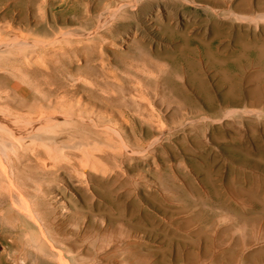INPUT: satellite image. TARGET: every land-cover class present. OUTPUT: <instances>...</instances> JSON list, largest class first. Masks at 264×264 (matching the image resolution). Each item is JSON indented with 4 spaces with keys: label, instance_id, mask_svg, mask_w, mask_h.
<instances>
[{
    "label": "rangeland",
    "instance_id": "374dc122",
    "mask_svg": "<svg viewBox=\"0 0 264 264\" xmlns=\"http://www.w3.org/2000/svg\"><path fill=\"white\" fill-rule=\"evenodd\" d=\"M191 1L0 0V42L18 41L15 54L35 56L12 68L0 59L9 65L0 68V111L60 113L56 142L100 145L68 149L63 166L64 157L61 165L18 150L4 157L3 179L24 192L18 205L27 211L31 203L36 216L47 202L45 232L32 222L29 232L57 257L29 256L28 264H62L59 251L72 263L76 244L95 264H186L190 245L206 244L196 237L202 224H186L202 200L215 204L210 245L232 230L222 248L231 259L216 252L220 262L199 264H264V216L232 225L255 213L243 194L260 191L261 199L264 191V0ZM88 158L100 159L92 167ZM11 201L0 197V254L16 232L11 218H23L8 210ZM49 231L62 243L47 240Z\"/></svg>",
    "mask_w": 264,
    "mask_h": 264
},
{
    "label": "bare ground",
    "instance_id": "6f19581e",
    "mask_svg": "<svg viewBox=\"0 0 264 264\" xmlns=\"http://www.w3.org/2000/svg\"><path fill=\"white\" fill-rule=\"evenodd\" d=\"M114 1V0H113ZM129 1V0H128ZM140 2L142 1V5H144L145 4V2H146V0H139ZM191 1V0H190ZM204 1H206V0H204ZM150 2H152V0H147V3L150 5ZM78 3V2H77ZM191 3H193L192 1H191ZM139 5V4H138ZM137 6V5H136ZM153 6V5H152ZM75 7V6H74ZM120 8V7H119ZM150 8V7H149ZM71 9V8H70ZM116 9V8H115ZM121 9V8H120ZM119 10V9H118ZM117 10V11H118ZM75 13H77V12H75ZM74 13V14H75ZM76 16H78V14H76ZM79 17V16H78ZM264 19V18H263ZM1 40V39H0ZM52 43H49V44H47V43H45V47L47 48V46H49V45H51ZM65 44H67V43H65ZM44 46V45H43ZM21 47V44L18 42V41H12L10 44H8V42H0V59L4 62V63H9L10 64V66H11V68H12V66H14V67H16L17 65H18V63L19 62H22L21 60H24L25 62L27 61L28 63H26L27 65H29V63H31L32 62V64L33 63H35V56L34 55H24L22 58L20 57V54L18 55L17 53L15 54V51H17L19 48ZM63 47V46H62ZM54 48V47H53ZM48 49V48H47ZM61 50V49H60ZM44 51H46V50H44ZM48 53V52H47ZM15 55H17V56H19V57H16ZM45 55H46V53H45ZM15 56V57H14ZM43 56H41V58H42ZM40 58V57H39ZM50 58V57H49ZM39 60V59H38ZM44 60V59H43ZM42 60V61H43ZM40 61H41V59H40ZM9 65H7V64H0V68H4V70H8L9 68ZM30 67V66H29ZM1 70V69H0ZM3 70V69H2ZM12 71V70H11ZM62 90V89H61ZM52 91V90H51ZM67 91V90H66ZM57 92V91H56ZM61 92V91H60ZM63 93H65V92H63ZM67 93V92H66ZM137 95V94H136ZM49 96V95H48ZM59 96V95H58ZM51 97H53V96H51ZM63 98H64V95H63ZM58 99V98H57ZM60 99H62V98H59V101H60ZM56 102V97L55 98H52V99H50L49 100V102H50V105L53 103V102ZM58 101V100H57ZM64 102L66 101V100H63ZM63 101H60V103L61 102H63ZM46 102H48V100L46 101ZM52 102V103H51ZM54 102V103H55ZM53 103V104H54ZM58 103V102H57ZM47 105H49L48 103H47ZM49 105V106H50ZM56 105V104H55ZM58 105V104H57ZM56 105V106H57ZM59 106V105H58ZM56 107V108H59V107ZM6 107V106H5ZM4 107V108H5ZM54 107V106H53ZM66 107H67V105H66ZM34 108V107H33ZM33 108H31V109H26L25 111H27V114L25 113V111L24 112H20V111H17L18 113H16L17 115V117L16 118H13L14 116H10V114L8 113V111L6 110V108L4 109V111L3 110H1L0 111V197L1 198H3V199H9V200H12L11 202H12V204H11V206H10V208L8 209V210H10V212L13 214V212L12 211H15L17 214H18V212H19V214H22L23 215V218H22V216H20V215H17V216H14L13 218H11L12 220H10L11 222L9 223L10 225H12L11 227L12 228H14L15 229V231L16 232H14V233H11V234H7L6 236H5V238L6 239H10V244H9V246H8V251H4L5 253V255L4 254H0V259L3 261L2 262V264L4 263V264H28L27 262H28V258H29V256L32 258H34V259H36V260H39V259H41L42 258V256L44 257V258H46L47 260H50V261H53L55 258H54V256H52L51 257V255H50V252H49V250L47 249V246H46V244H45V242H44V239H43V236H42V233H41V236L42 237H40L39 235L40 234H37L38 232H36V234L34 233V232H29V229H30V227L32 226V223H35V225L37 226V227H41V228H43V231H44V226H46V223H45V221H44V219L42 218V214H41V211H43L44 213H45V208H46V204H47V202L45 201L46 199H47V197L45 196V195H47L48 193H43L44 194V198L43 199H45L44 201H45V203H43V205H42V208H40L39 210V213H37L36 214V216L34 215V212L36 211L35 210V208H33V206L31 205V203L29 204L30 206H29V209L26 211L25 210V208L24 207H22L21 205H18L20 202H21V204H23L22 202V197L24 196V192H23V190H22V188L18 185V184H16L14 181H12V180H10V181H12V182H10L8 179L7 180H5V179H3V177L5 176H3V174L5 173V174H7L6 172H4L3 170H4V168H6V167H3V159L5 160V158L4 157H6V156H9V154L8 153H11L10 151H13V153H14V150H18V152L20 151L21 153H24V155H27L28 153H30V155H32V156H34V159H37V160H41V159H43V158H49V159H53V161L55 160V162H57L58 161V163H60L59 161H61L62 160V158L63 159H65V160H62V162H63V164L62 163H60V165L62 164V166L64 165V162L66 161L67 162V160H66V158H68V156H66V154H65V152L67 153V152H69L70 150H68V149H71V150H80V148H81V150H82V147L83 148H85V147H92L93 145H95L96 143H97V145H96V147H98L99 148V144H98V142H96L97 140V138L95 139V141L93 140V136L92 137H90V138H92V139H88L87 137H86V141L88 142V140H89V142H91V141H94L93 142V144H91V146H90V144L88 145L87 143H82V142H85L83 139H84V137L81 139H79L78 141H77V139H75V140H73V141H77L76 143H77V145H76V143H73V141H72V138H71V141H67V139H68V136H67V138H66V140L64 139V141L66 142H72L73 144H64V141H62L63 140V138L60 140V141H58V138L56 137V139H57V142L53 139L54 137H52L53 135H55V133H57V134H62L63 132H59V131H57L58 129H56V126H55V128L53 129V131L55 132V129H56V131L57 132H55V133H53V131L51 130L52 128H51V126L52 125H54L55 123L57 124V120L58 119H56V118H58L57 116H59V114L58 115H56L55 113H54V115L53 114H51V117H47L44 113V115H42L41 114V112H39V117H38V112H37V114H34V110H33ZM55 108V107H54ZM42 108H40L39 110H41ZM9 111H12V110H10V109H8ZM20 110H21V108H20ZM45 110V109H44ZM16 111V110H15ZM42 111H43V109H42ZM12 112H14V110L12 111ZM9 114V115H8ZM15 114V113H14ZM21 114V115H20ZM66 114V113H65ZM50 115V114H49ZM56 115V116H55ZM69 115V113H67V116ZM56 118H55V117ZM66 116V117H67ZM70 116V115H69ZM61 117V116H60ZM74 117H75V115H74ZM61 118H63V116L61 117ZM82 118V117H81ZM67 119V118H66ZM70 120H72V121H74L73 119H71V118H69ZM69 119H67V120H69ZM59 121V120H58ZM61 122V121H60ZM60 122H58V123H60ZM67 122H71V121H67ZM63 124L62 125H65L64 124V122H62ZM55 124V125H56ZM59 126L61 125V123L60 124H58ZM57 125V126H58ZM62 125L60 126L61 128H64V126L62 127ZM98 125V124H97ZM66 129V128H65ZM66 132V130H64V133ZM56 134V135H57ZM99 134V133H98ZM59 136H62V135H59ZM90 136V135H89ZM66 137V136H65ZM64 137V138H65ZM78 138V137H77ZM70 139V138H69ZM80 140H83V141H80ZM104 140V139H103ZM109 141V140H108ZM111 141V140H110ZM60 142H62L63 144H61ZM88 142V143H89ZM99 142H101L102 143V140L100 141L99 140ZM108 143V142H107ZM111 143V142H110ZM106 142H105V140H104V144H103V147H106V148H103L102 146H101V149L103 148V149H106V150H111V146L109 145V144H106ZM63 145V146H62ZM74 145V146H73ZM99 145V146H98ZM114 145V144H113ZM66 146V148H64ZM94 147V146H93ZM108 147V148H107ZM110 147V148H109ZM87 148H85V150L84 151H87L86 149ZM95 148V147H94ZM96 149V148H95ZM100 149V148H99ZM82 150V152H84ZM90 150H92V149H90L89 148V152H92V151H90ZM97 151H98V149H96ZM108 150V151H109ZM127 151V150H126ZM19 152V153H20ZM80 152V151H79ZM94 152V151H93ZM92 152V153H93ZM96 152V151H95ZM103 152H105V151H103ZM111 152H112V150H111ZM70 153V152H69ZM81 153V152H80ZM100 153V152H99ZM72 154V153H71ZM70 154V155H71ZM86 154V153H85ZM88 154H91V153H88ZM94 154V153H93ZM92 154V155H93ZM96 155H98V153H95ZM108 154V153H107ZM78 155V154H77ZM92 155H90V158H92V157H94V156H92ZM100 155H103L102 153L100 154ZM92 156V157H91ZM11 157V156H10ZM16 157H19V155H18V153L16 154ZM87 157V156H86ZM8 158V157H7ZM69 158H71V157H69ZM68 158V159H69ZM90 158H88V160L90 161L91 159ZM31 159V158H30ZM74 159V158H73ZM94 159V158H93ZM92 159V160H93ZM100 159V158H99ZM99 159H97V160H99ZM7 160V159H6ZM5 160V161H6ZM9 160L11 161V159L9 158ZM87 160V159H86ZM86 161V163L87 164H89V161ZM91 160V161H92ZM97 160H95V161H92V163L93 164H96L97 162ZM8 161V160H7ZM31 162L30 163H32V161L33 160H30ZM69 161H70V159H69ZM91 161H90V165H92V167H94V165L93 164H91ZM12 162V161H11ZM40 162H42V161H40ZM71 162V161H70ZM74 162V161H73ZM95 162V163H94ZM50 163V162H49ZM57 163V164H58ZM67 163H69V162H67ZM43 164L47 167V165H49L48 163H46V162H43ZM70 164V163H69ZM66 165V164H65ZM56 166V165H55ZM58 166V165H57ZM56 166V167H57ZM45 167V168H46ZM85 167V166H84ZM91 167V166H90ZM58 168H60V167H58ZM9 171V170H8ZM12 171V170H11ZM9 173V172H8ZM81 175H82V173H81ZM9 176V175H8ZM80 176V175H79ZM16 178L15 179H18V178H20V176L19 175H17V176H15ZM4 178H6V176L4 177ZM10 179V178H9ZM14 180V179H13ZM6 181H8L7 183H6ZM18 181V180H17ZM16 181V182H17ZM18 183V182H17ZM12 185L11 187H10V185ZM215 187H213V189H214ZM42 189V188H41ZM40 189V190H41ZM215 191V190H214ZM251 191V190H250ZM250 191H248V192H246V193H249ZM253 192V191H252ZM260 191H255V192H253V193H251L250 192V195L247 197V196H245L244 194H243V200H245L244 202H246V201H251V202H253V203H255V205H256V210H255V213H252L251 215H250V218L249 219H247V218H245V217H243V216H238V218L236 219L237 221L235 222H233V228H234V226H236V225H238L239 227H241V228H245V227H247L248 225H252V226H254V225H256V224H258V223H260L261 222V220H262V218H263V216H264V191H263V193H262V197H261V199H258L257 198V194L259 193ZM23 194V195H22ZM215 194H216V192H215ZM214 194V195H215ZM18 195H21V196H19L18 197ZM213 195V194H212ZM43 196V195H42ZM13 198L15 199V200H13ZM213 198V197H212ZM219 198V197H218ZM221 200V199H220ZM226 200V199H225ZM224 200V201H225ZM20 201V202H19ZM225 203V202H224ZM26 204V203H25ZM204 204H206V207L204 206ZM245 204V203H244ZM243 204V205H244ZM25 206H28V205H25ZM213 206L215 207V204L214 203H211V202H204L203 200H202V202H199V209L196 211V213L192 216V217H190L189 219H187V221H186V224H202V226H199L200 228H199V231L196 233V237L198 236V235H200L201 233L202 234H204V237H206V244H205V246L204 247H202V248H198L197 249V245H196V243L194 244V245H190V247L188 248V250L186 251V253H185V255H186V264H199L201 261H204V259H208V258H210V261L211 262H220V260H221V258L220 257H218L219 255H216L215 253L216 252H218V254H222V255H224V254H226L227 256L225 257V259H228V260H230L231 259V256H230V254L231 253H229V254H227L226 253V251H224V249H222L223 248V244L225 243L224 241H225V238H226V234L229 232V231H232V230H226V231H224V233L225 234H219L218 235V237L216 236V240L214 241V243L212 244V245H210V242H211V240H212V238L213 237H210V231H208V229L207 228H210V227H213L214 226V224L216 223V220H215V217L212 215V211H213ZM221 206V205H220ZM228 206V205H227ZM50 207V206H49ZM64 209V211L63 212H65V211H67V208L66 207H63ZM225 208V207H224ZM51 209V208H50ZM233 209V208H232ZM51 211H52V209H51ZM70 211V210H69ZM68 211V212H69ZM9 212V211H8ZM9 212V213H10ZM21 212H23V213H21ZM25 212V213H24ZM4 213H6V212H4ZM216 213V212H215ZM7 214V213H6ZM5 215V214H4ZM5 217V216H4ZM25 217V218H24ZM45 218V217H44ZM27 219V220H26ZM219 220V219H218ZM221 221V220H220ZM32 222V223H31ZM218 223H219V221H218ZM179 225H181V224H179ZM178 225V226H179ZM232 225H230L231 227V229H232ZM183 227V226H182ZM215 227V226H214ZM237 227V226H236ZM235 227V228H236ZM234 228V229H235ZM220 229V228H219ZM228 229H229V226H228ZM41 230V229H40ZM53 230V229H52ZM42 231V230H41ZM207 231V232H206ZM45 232V231H44ZM48 232H46V234H47ZM218 232H216L215 234H217ZM46 234H45V236L44 237H46ZM232 233L230 232V235H231ZM57 235H58V233H57ZM227 235H229V234H227ZM48 237V239L47 240H49L50 242H52L53 243V239H54V245H59V244H61L60 243V240L58 239V237H56V234L53 232V231H49V233H48V235H47ZM200 237V236H199ZM201 238H203L202 236H201ZM85 239H87L86 237H85ZM178 240H179V238H178ZM197 240V239H196ZM195 240V241H196ZM81 241V243H82V239L80 240ZM86 241V240H85ZM85 241H84V243H85ZM183 241V242H182ZM182 241H180V244H179V247L180 248H186L187 249V245H186V242L184 241V240H182ZM242 242V241H241ZM48 244V243H47ZM52 245L50 244V247H51ZM63 246V245H62ZM214 247H217V248H219V250L220 251H215V249H213ZM238 247H240V242L239 241H237L236 243H235V247L234 248H238ZM72 248H73V250L71 251V252H69L67 255H69L70 256V259H72L73 261H72V263H70L69 262V260L68 259H66V258H64L63 256V254H61L62 252L61 251H59V249L57 250V249H55V250H57V251H59L60 252V255H59V257H60V260H61V262H62V264H95V262H97L98 260H97V258L96 257H94V256H92V253L88 250V251H84V253L88 256V259H85V258H82V254H83V250H82V247H81V245H78L77 246V244L76 245H73L72 246ZM53 249V250H54ZM84 249V248H83ZM112 249V248H111ZM16 250H18V251H20V252H22V256H20L19 255V257H16L15 256V251ZM51 250V249H50ZM53 251V253L54 252H57V251ZM110 250V249H109ZM238 250H239V248H238ZM17 251V252H18ZM52 251V250H51ZM64 251V250H63ZM101 251V250H100ZM240 251V250H239ZM103 254V253H102ZM101 254V255H102ZM115 254V253H114ZM213 254V255H212ZM106 255H107V253H105V257H106ZM111 255H113V254H111ZM111 255H110V257H111ZM98 256V255H97ZM100 256V255H99ZM211 256V257H210ZM105 257H103V258H105ZM109 257V256H108ZM109 257V258H110ZM113 257H115V255L113 256ZM179 257V256H178ZM54 258V259H53ZM43 259V258H42ZM56 260V259H55ZM105 260V259H104ZM107 260V259H106ZM105 260V261H106ZM58 261V260H57ZM1 263V262H0ZM231 263V262H230Z\"/></svg>",
    "mask_w": 264,
    "mask_h": 264
}]
</instances>
